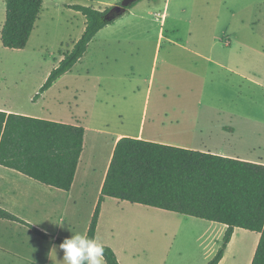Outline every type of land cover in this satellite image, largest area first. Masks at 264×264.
Here are the masks:
<instances>
[{
    "label": "rangeland",
    "instance_id": "1",
    "mask_svg": "<svg viewBox=\"0 0 264 264\" xmlns=\"http://www.w3.org/2000/svg\"><path fill=\"white\" fill-rule=\"evenodd\" d=\"M43 1L30 47L6 49L0 39V105L35 113L43 106L65 119L77 100L78 115L87 114L95 126H103L107 113L111 129L131 133L145 116L148 129L158 111L206 117L230 136L206 150L264 164V0H142L97 34L84 59L38 107L35 96L86 28V18L68 5L105 11L122 0ZM3 20L6 0H0V25ZM193 221L175 220L180 234L151 248L162 256L158 264H190L210 254L221 225Z\"/></svg>",
    "mask_w": 264,
    "mask_h": 264
},
{
    "label": "trees",
    "instance_id": "2",
    "mask_svg": "<svg viewBox=\"0 0 264 264\" xmlns=\"http://www.w3.org/2000/svg\"><path fill=\"white\" fill-rule=\"evenodd\" d=\"M43 6V0H6V21L1 32L4 48L26 49ZM68 8L86 18V28L34 100L71 72L85 57L97 34L114 22L107 17L111 8ZM84 139L85 129L81 126L0 111V166L45 186L71 190ZM106 198L227 226L221 247L208 264H220L236 229L259 233L252 264H264V164L125 137L116 145L87 233L90 237H96ZM0 219L18 222L44 240L51 238L2 208ZM63 240L58 238L56 243L60 245ZM104 260L106 264H120L107 246Z\"/></svg>",
    "mask_w": 264,
    "mask_h": 264
},
{
    "label": "crops",
    "instance_id": "3",
    "mask_svg": "<svg viewBox=\"0 0 264 264\" xmlns=\"http://www.w3.org/2000/svg\"><path fill=\"white\" fill-rule=\"evenodd\" d=\"M5 21L3 20L0 25V39ZM40 22L41 15L26 49L30 47L37 34ZM160 35V38L164 37L163 31ZM207 61L212 60L208 58ZM49 90L39 98L36 106L43 105ZM77 102L76 100L74 112L72 111L65 119L52 117L50 110L43 106L35 113L15 110L10 104L0 105V111L8 114L81 126L85 129L84 150L70 191L45 186L18 171L0 166V208L51 236L50 239L44 240L18 222L0 219V264H63L64 254L56 239L69 237L72 232L88 233L116 145L122 138L130 137L228 157L218 150L212 152L206 150L219 136L230 137L226 134L225 127H221L209 118L186 120L182 117L170 116L165 111L163 113L158 111L152 117L148 129L146 128L148 118L145 116L141 120L139 129L131 133L124 128L111 129L107 113L100 120L103 126H95L88 119L87 114L78 115ZM162 115L164 118L161 117ZM176 215L180 214L106 198L101 207L96 238L115 252L120 264H158L162 256H156L151 248L157 244L166 246L180 234L182 229L172 227L175 220L183 224L198 223L193 221L196 218L185 215L176 218ZM218 225L221 224L213 223L212 227ZM64 227L69 230L65 236L62 235ZM199 231H203L204 235L208 232L203 227ZM221 231L211 247L210 254L199 259L198 262L191 261L190 264H208L215 257L221 247L227 226L221 225ZM260 237L259 233L236 229L220 264H252ZM205 238L203 236L201 241ZM197 241L200 242V239ZM249 250L251 251L248 252ZM143 258L146 261L141 260ZM104 264H106L105 260ZM161 264L168 263L166 261Z\"/></svg>",
    "mask_w": 264,
    "mask_h": 264
},
{
    "label": "clouds",
    "instance_id": "4",
    "mask_svg": "<svg viewBox=\"0 0 264 264\" xmlns=\"http://www.w3.org/2000/svg\"><path fill=\"white\" fill-rule=\"evenodd\" d=\"M59 248L63 251V264H104V244L87 233L72 232Z\"/></svg>",
    "mask_w": 264,
    "mask_h": 264
},
{
    "label": "water",
    "instance_id": "5",
    "mask_svg": "<svg viewBox=\"0 0 264 264\" xmlns=\"http://www.w3.org/2000/svg\"><path fill=\"white\" fill-rule=\"evenodd\" d=\"M142 0H122L119 4L112 7L107 15L110 21H115L122 17L134 4Z\"/></svg>",
    "mask_w": 264,
    "mask_h": 264
},
{
    "label": "built area",
    "instance_id": "6",
    "mask_svg": "<svg viewBox=\"0 0 264 264\" xmlns=\"http://www.w3.org/2000/svg\"><path fill=\"white\" fill-rule=\"evenodd\" d=\"M84 1L91 2V1H93V0H84Z\"/></svg>",
    "mask_w": 264,
    "mask_h": 264
}]
</instances>
